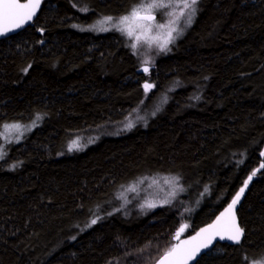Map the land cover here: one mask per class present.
Masks as SVG:
<instances>
[{
	"label": "trees",
	"instance_id": "obj_1",
	"mask_svg": "<svg viewBox=\"0 0 264 264\" xmlns=\"http://www.w3.org/2000/svg\"><path fill=\"white\" fill-rule=\"evenodd\" d=\"M148 1L41 0L0 38V264H155L257 169L236 204L242 240L196 264L264 254V0H197L185 36L146 59L96 30ZM134 111L131 129L102 134ZM13 124L35 127L5 145ZM159 176L177 179L173 201L146 211L128 197Z\"/></svg>",
	"mask_w": 264,
	"mask_h": 264
},
{
	"label": "snow or ice",
	"instance_id": "obj_2",
	"mask_svg": "<svg viewBox=\"0 0 264 264\" xmlns=\"http://www.w3.org/2000/svg\"><path fill=\"white\" fill-rule=\"evenodd\" d=\"M196 3L197 0H180V3L178 4L151 3L146 6L141 4L139 7L133 8L130 15H125L120 18L118 23L112 24V27L121 32L127 31V35L131 37L133 35L132 28L128 27L126 29L122 26L128 24L132 19L139 18L141 20H153L155 17L149 10L156 7L179 8L180 11L178 15L175 13H170L171 15H176V18L170 20L167 25V38L161 45V50H166L167 44L175 38L172 34L174 32H177L176 24L179 17L185 16V10H188L185 23L190 24L192 16L196 11ZM39 5L40 0H27L26 3H21L20 0H0V36L6 35L7 32L14 31L15 29H19L26 22L30 21L35 15ZM141 12H145L146 14L141 15ZM111 22L112 17H106L104 20L99 22V30L107 31L108 29L103 27V25ZM158 27L164 28L166 27V25L160 23ZM139 39L140 37L137 36L136 40L138 41ZM131 47L135 49L137 45L133 43ZM145 63H147V61H145ZM143 70L145 72H148L149 69L145 67ZM152 87L153 85L149 83H145L144 85L146 92ZM36 119L39 120L41 119V117L37 116ZM132 126L133 125L131 123L128 124L129 128ZM20 127L21 126L19 124L4 126L6 130L8 128L19 129ZM260 167L264 168V164H262ZM256 171H259V169H257ZM256 171H254L252 175L248 177V180L244 182V187L240 188L239 192H237L233 197L232 202L228 205L224 212H222L220 216L217 217L214 223L208 225L206 228H202L199 232L196 233V235L192 236L190 240H184L169 249L160 259L158 264H189V261L194 259L202 249L209 248L217 237H219L220 240L227 239L234 243H240L241 236L243 235V229L236 224L234 208L235 205L239 202L242 194L244 193L248 181H250L252 177L256 175ZM96 222V219H93L91 221L92 224H95ZM183 230L184 229L181 228V231ZM254 259L257 260L258 264H264V254H261L260 257H256Z\"/></svg>",
	"mask_w": 264,
	"mask_h": 264
},
{
	"label": "rangeland",
	"instance_id": "obj_3",
	"mask_svg": "<svg viewBox=\"0 0 264 264\" xmlns=\"http://www.w3.org/2000/svg\"><path fill=\"white\" fill-rule=\"evenodd\" d=\"M151 3H171V4H178L180 3V0H150L143 5H148ZM197 4V3H196ZM195 13L192 16V20L190 24H186V16L187 11L185 10V16L179 17L176 28L177 32H174L172 35L175 37L171 42L167 44V48H170L173 43H176L180 38L185 36V34L188 32V30L192 27L194 24V21L197 17V5H195ZM152 15L156 16V19L153 22H146V21H140L137 18L132 19L128 24L123 25L122 27H125L126 29L128 27L132 28L133 35L129 37L127 35V31L123 32L126 34L127 38L131 41V44L135 43L137 47L135 48L138 52H140L141 57L148 58L152 54H150L153 49L156 48V54L157 51L163 52L166 50H161V45L164 43L165 39L167 38V31H168V22L172 19L176 18V15H171L170 13H175L178 15L180 9L179 8H163V7H156L149 10ZM141 14H146L145 12H141ZM130 15V14H128ZM120 20V19H119ZM117 21H112L111 23L103 25V27L107 28V31H101L99 30L100 25L98 24L96 27L97 31L100 32H108L111 30H117L116 28L112 27V24L118 23ZM160 23H163L166 25L164 28L158 27ZM121 32V31H120ZM139 36L140 39L137 41L136 37ZM149 65V64H146ZM139 111H134L126 120L118 126H115L113 129V132H103L102 134H106L107 137H114L119 136L122 132H125L129 129H131L134 124L137 123V121L140 119V115L138 116ZM137 118V120L132 121L133 119ZM131 123L133 126L128 127V124ZM21 127L19 129L15 128H8L5 129L2 134V141L3 143L9 144V143H18L24 139L26 135L31 133L34 125H28L26 127L20 125ZM100 137H103V135H95L92 139H82V140H76L72 143L71 147L74 149H80L85 146H91L93 145ZM158 179H148L143 180L138 186L134 184L130 187L129 192H127L128 197H131L133 200L140 201L143 208L147 211V209H155L159 206H162L166 203H169L173 201L177 197V195L181 192L180 185L177 181V179L170 177H163L159 176ZM152 205V206H149ZM181 229V227L179 228ZM185 233V230H183Z\"/></svg>",
	"mask_w": 264,
	"mask_h": 264
},
{
	"label": "water",
	"instance_id": "obj_4",
	"mask_svg": "<svg viewBox=\"0 0 264 264\" xmlns=\"http://www.w3.org/2000/svg\"><path fill=\"white\" fill-rule=\"evenodd\" d=\"M20 2H21V3H26L27 0H20ZM40 4H41V0H40ZM39 7H40V5H39ZM39 7H38V8H39ZM38 8H37V9H38ZM36 11H37V10H36ZM141 15H145V14H141ZM153 16L155 17L153 20H141V19H139V18H137V19L140 20V21L153 22V21L156 19V16H155V15H153ZM24 25H25V24H24ZM24 25H23V26H24ZM23 26H22V27H23ZM22 27H21V28H22ZM21 28H19V29H21ZM19 29H15L14 31L7 32L6 35L0 36V38L6 37V36H8L9 34L14 33L15 31H18ZM250 181H251V180H250ZM250 181H248V183H249ZM247 187H248V184H247ZM247 187L245 188V190L247 189ZM244 192H245V191H244ZM243 194H244V193H243ZM243 194H242V196H241V198H240V200H239L238 203H240V201L242 200ZM227 207H228V206H227ZM227 207H226V208H227ZM226 208H224V209H223V210H222V211H221V212L215 217V219H214L210 224L214 223V222L216 221L217 217H219L220 214H221L222 212H224V210H225ZM234 212H235L236 224L240 227L239 220H238L237 213H236V205H235V208H234ZM210 224H208V225H210ZM208 225L203 226L202 228H206ZM182 228H183V227H182ZM202 228H200L197 232H199ZM240 228H241V227H240ZM183 229H184V228H183ZM197 232H195V233L192 234V235H189V236L183 237V238H181V239H177L175 245L181 243V242L184 241V240H190V238H191L192 236L196 235ZM176 234H177L179 237H182L183 235H185L184 231H181V229L178 230V231L176 232ZM242 238H243V235L241 236L240 241L242 240ZM223 243L231 244V245L238 244V243H234V242H232V241H230V240H227V239L220 240L219 237H217V238L213 241L212 245H211L209 248H207V249H202V250L196 255V257H195L194 259H192V260L189 261V264H196V262H197V261H198L203 255H205V254L209 253L210 251H212V250H213L218 244H223ZM175 245H174V246H175ZM174 246H173V247H174ZM164 255H165V254H164ZM164 255H163V256H164ZM163 256H162V257H163ZM162 257H161V258H162ZM161 258H160V259H161ZM160 259H159L155 264H158V262L160 261Z\"/></svg>",
	"mask_w": 264,
	"mask_h": 264
}]
</instances>
